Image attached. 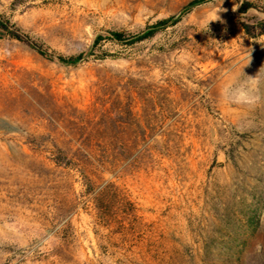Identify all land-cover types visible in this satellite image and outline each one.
Masks as SVG:
<instances>
[{"label": "rangeland", "instance_id": "obj_1", "mask_svg": "<svg viewBox=\"0 0 264 264\" xmlns=\"http://www.w3.org/2000/svg\"><path fill=\"white\" fill-rule=\"evenodd\" d=\"M190 1L0 0V264H264V0Z\"/></svg>", "mask_w": 264, "mask_h": 264}, {"label": "trees", "instance_id": "obj_2", "mask_svg": "<svg viewBox=\"0 0 264 264\" xmlns=\"http://www.w3.org/2000/svg\"><path fill=\"white\" fill-rule=\"evenodd\" d=\"M209 0H192L190 1L182 10V13L189 11L199 5H202ZM255 8L253 3H244L241 12L246 13L249 9ZM181 13V14H182ZM179 18V17H178ZM177 22V19L175 18H168L164 20L158 21L155 25L147 29L144 33L132 37L130 40H128L129 44H134L136 42H141L144 40H147L151 37H153L159 29L167 27L169 24ZM259 26V33L256 36L264 35V22L258 23ZM243 28L247 35L253 36L251 32V27L249 25L243 24ZM0 31H3L6 35H8L12 39H16L21 42H25V37L21 35L19 30H17L15 27L11 26L9 23L5 22L3 19L0 18ZM110 39L117 41V42H125L124 35L119 32H110L109 33ZM255 37V36H254ZM102 37H98V40H101ZM30 47L34 50H36L42 57L57 60L62 64L65 65H71L75 66L80 63L82 60V55L72 56V57H62V56H55L53 54H49L47 51L43 50L42 48L38 47L35 44H31Z\"/></svg>", "mask_w": 264, "mask_h": 264}]
</instances>
